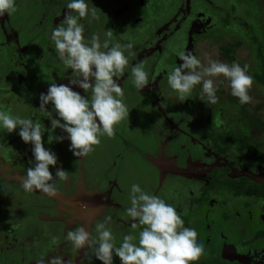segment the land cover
<instances>
[{"label": "flooded vegetation", "instance_id": "flooded-vegetation-1", "mask_svg": "<svg viewBox=\"0 0 264 264\" xmlns=\"http://www.w3.org/2000/svg\"><path fill=\"white\" fill-rule=\"evenodd\" d=\"M65 2L66 0H15V11L0 17V50L3 52L0 56V83L7 84L11 78L9 70L13 76H17L18 80L14 78L10 84L17 85V90L11 92L13 96L19 93L38 100L39 94L46 92L49 83L67 84L70 79L67 73H72L71 69L64 70L61 67L62 63L49 40L51 29L63 22ZM86 2L95 10L96 18L90 20L86 16L78 21L84 25L85 31L82 35L85 39L88 34L95 35L101 45L106 42L108 47L117 44L121 46L128 62L118 80L125 95L123 99H143L146 106L143 113L151 112L153 116L156 113L158 117L156 120L155 117H147V127L151 128L149 134L156 141L155 152L161 158L159 169L167 171L176 183L171 194L166 193L163 199L174 207L183 221V227L195 229L197 243L203 246L200 255L202 264L215 261L223 264H264V163L251 161L250 152L238 140L250 132L249 126L246 121H242L246 133L240 136L231 133L216 135L219 139L220 136L232 138L229 140V147H225L224 151L218 149L221 145L214 139L216 136L210 137V148L204 147L202 143L197 145L192 136L201 137L203 140L204 135H207L205 130L210 129L211 121L207 122L205 118L203 120L207 113L200 108L203 103L200 85L193 87L197 88L196 91H191L189 98L183 102L178 100L176 92L167 85L168 72L173 67H178L181 62L174 52L175 47L174 50L170 47V44L175 43L169 30L172 24L182 35L180 53H188L198 58L208 43L217 47L218 53V45L222 41L219 33L224 25L219 18L220 11L205 0H189L190 10L181 7L179 16L172 20L174 23L169 21V25H165L160 22L161 14L156 10H160V4L162 8L168 5L166 10L170 14L171 7L173 10L176 4L179 5V0ZM212 4L220 7L216 0H212ZM42 39L45 40L44 43L40 41ZM129 43L132 44L130 49L126 47ZM36 44L37 50L34 49ZM100 50L105 49L102 47ZM146 53L148 55L143 56ZM23 56L31 59L30 65L26 67V74L20 73L16 63L17 60L24 59ZM135 66H142L147 73V85L141 90L136 89L132 83L131 68ZM156 82L161 83L157 90ZM220 87L222 85L216 86V91ZM74 90L77 91L75 88ZM81 92L85 93L82 90ZM0 93L3 97L7 92ZM128 94L141 98H126ZM150 96L153 101L155 98L157 101L148 103ZM30 98H9L6 112L16 116L13 114L16 112L13 105H32L30 109L34 115L33 122L39 123L45 130L41 138L43 146L57 155L56 165L49 166L55 191L49 194L38 189H23V177L32 164L26 160L25 154L19 155L18 152L31 145L20 140L16 149L17 143H11L12 137L6 139L7 134L16 135V131L6 133L0 130V211L2 214L7 212L12 218L22 216L23 222L27 221L28 224L25 227L19 226L13 233L9 232L10 229L0 232V264H55L57 260L60 264H100L95 260L91 248H74L66 238L67 232L83 226L90 233V239L95 240L97 221L106 214V217H110V227L115 232L112 242L119 246L118 243L122 242L125 235H131L132 242L135 243L144 226L138 225L133 229L132 221L127 217L126 209L130 206L126 198L113 192L101 193L90 188L88 190L83 185L80 187V183L85 182L77 164L82 162L81 157L73 156L68 150L66 133L59 128H49V121L38 103L35 105ZM203 104L206 105V101ZM220 106L227 111L229 119L240 118L237 111L229 114L235 107L230 108L228 101L224 107L221 104ZM213 108L214 104L209 107L212 115ZM173 112L180 125L182 124L181 127L169 117ZM185 113L192 114L191 125H188L190 115L185 116ZM224 117L226 118L225 114ZM156 121L166 125L162 137L158 136L161 126ZM199 122L203 125L199 126ZM185 133L189 135L187 140L182 138L187 136ZM56 135L64 136L65 139L56 141L54 145ZM171 139L173 143L188 141L191 145L181 144L178 155L174 153L176 148L173 145L169 152L168 142ZM232 142L237 144L233 145ZM55 168L64 170L66 179L56 178ZM243 182H246L244 188ZM22 194L26 195L30 206L18 204ZM95 197L99 200L104 198V201L98 202ZM106 199L110 201L107 203ZM98 206L103 208V213L99 215L96 210ZM211 230H216L215 234ZM216 238L218 244L214 242ZM113 261L114 264H119L115 256Z\"/></svg>", "mask_w": 264, "mask_h": 264}, {"label": "clouds", "instance_id": "clouds-1", "mask_svg": "<svg viewBox=\"0 0 264 264\" xmlns=\"http://www.w3.org/2000/svg\"><path fill=\"white\" fill-rule=\"evenodd\" d=\"M64 6L63 22L51 29L49 40L58 60L66 70L71 69L76 78L68 79L67 84L49 83L46 92L39 94L38 107L48 119L49 128H59L66 133L68 150L77 157L89 152L91 146L99 142L100 135L111 137L113 125L129 116V110L119 99L123 93L118 85L128 62L118 44L108 47L105 42L101 45L95 35L89 42L85 41L82 35L84 25L78 21L86 16L90 20L96 18L95 10L86 0H66ZM14 11L15 0H0V17ZM102 47L105 50H100ZM126 47L130 49L132 44ZM179 59V66L167 74V85L176 92L180 102L189 98L193 87L199 84L201 101L215 104L216 88L212 78L220 76L228 81L230 94L240 104L250 101L248 89L252 77L247 74V65L241 67L235 62L229 65L207 58L202 64L197 57L184 53L179 54ZM131 76L136 89L146 87L148 78L142 66L132 67ZM73 86L83 92L90 90V99ZM0 130L6 133L15 130L24 144L31 145L33 163L23 177V189L53 193V174L49 166L56 165L57 155L43 146L41 138L45 130L40 124L0 111ZM63 139L64 136H55L57 142ZM54 175L66 179L65 171L60 168L54 169ZM129 201L131 206L126 212L132 227L144 226L135 243L131 235H125L118 247L113 244L112 233L105 227L110 217L96 224L95 240L90 239V233L83 226L68 231L67 240L74 248H91L100 264H114V256L119 264H190L200 257L203 246L197 243L195 229L183 227V221L172 205L155 195L146 194L135 183L130 186Z\"/></svg>", "mask_w": 264, "mask_h": 264}, {"label": "rangeland", "instance_id": "rangeland-1", "mask_svg": "<svg viewBox=\"0 0 264 264\" xmlns=\"http://www.w3.org/2000/svg\"><path fill=\"white\" fill-rule=\"evenodd\" d=\"M128 1V0H126ZM207 3L211 4L215 9L219 10V18H221V23H228L229 21L233 22L231 23L232 25L237 24L236 26L240 29H250V33L254 34L257 36V18L256 16L258 15L259 17L264 16V0H255L256 1V7L250 6L248 0H216L219 2V6H214L212 4V0H205ZM186 0H179V5L176 4L174 6V9L171 11L170 14L167 13L168 5H164L163 8L161 7V4L159 5L160 10H156L157 13L161 14L160 17V22L165 25H169V21H172L174 17L179 16V9L181 7L187 9L188 11L190 10L188 5V2L186 3ZM215 2V0H213ZM230 2H234L237 6L235 9ZM251 2H254L251 0ZM158 5V4H157ZM157 9V6H155ZM175 10H177L175 12ZM191 12V11H190ZM227 18L229 21L226 22L224 19ZM173 22V21H172ZM174 23V22H173ZM173 26L170 27L169 30L171 34H173L174 37V42L170 44V47L176 52L178 58L180 54V41L182 38V35L179 33L177 30V27L172 24ZM224 25H222L223 27ZM156 34V33H155ZM88 38V39H87ZM87 38L85 39L86 42H89L92 36L88 34ZM222 40V39H221ZM42 43L45 42L44 39L40 40ZM220 42V40L218 41ZM1 49V48H0ZM34 49L37 50V44L34 46ZM241 53L247 54V49L241 48L240 49ZM183 53V52H182ZM3 52L0 50V56H2ZM34 55L36 53H33ZM188 54V53H187ZM202 54V55H201ZM200 55H198V59L201 60L202 64H205L207 62V59H212L216 60L219 62L226 63L225 59L217 53V47H212L210 44H206L204 47L203 52ZM148 53H146L143 56H147ZM5 57V55L3 56ZM24 59L17 60L16 63L19 66L20 73L23 72V74L28 73L26 70V67L30 65L31 59H26L25 56H23ZM29 58V57H28ZM207 58V59H206ZM228 64V63H226ZM61 67L65 69V66L62 64ZM176 67V66H175ZM10 72V73H9ZM8 74L11 78L8 79L7 84H1L0 83V91L7 92L4 94L5 96L1 97L0 96V111H6L8 106V99L12 98V100H20L22 98H30L27 95H19L17 93L16 95H12L11 92H14L17 90L16 86H11L10 84L14 81V78L18 80L17 76H13L11 71L9 70ZM33 73L36 75L35 70L33 69ZM67 77L70 79L76 78L75 75L71 76L72 73H67ZM28 75V74H27ZM214 86L222 85V87L225 90H229L228 88V81L223 78L222 76L212 78ZM18 84V83H17ZM163 84V83H162ZM156 87L155 90H157L158 86L161 85V83L156 82L155 83ZM197 86V85H196ZM199 86V85H198ZM197 86V87H198ZM77 89L78 92H81V89L74 87ZM197 89V88H196ZM193 91V89H192ZM11 93V95H9ZM219 91H215V95L217 98V94ZM2 94V93H0ZM82 95H84L87 98H90V90L85 92L84 94L81 92ZM23 95V96H22ZM220 95V93H219ZM137 96L133 97L132 94H128V97L126 98H136ZM150 96L149 99H147V102L151 104L153 99ZM125 98V95H122L119 97L121 99L122 103L127 107L129 110V116L120 120L116 124L113 125V135L111 137H108L106 135H100L98 137L99 142L95 145L91 146V149L89 152L84 154L81 157L82 162H78V170L80 171L81 175L84 176L85 182L80 183L81 188L82 185L84 188L89 190L93 189L96 191H100L101 193L104 192H113L114 194H118L121 197H124L129 201V190L131 184L135 183L140 186V188L146 193L150 195H155L159 198H164L166 193L171 194L173 191L176 183L174 182V178H172L170 175L167 174V171H164V169L160 170L159 165H160V157H157V154L155 152L154 146L156 145V141H154L153 137L149 134L151 133V128L147 127L148 124V118L150 117H155V120L158 119V117L153 113L149 112L148 114H144V108L146 106L143 103V99H131V100H126L123 99ZM141 98V97H137ZM146 98V97H145ZM31 101L35 102L37 105L38 100L34 98H30ZM34 99V100H33ZM256 94L253 90H251V95H250V102H256ZM157 101V99H154V103ZM12 102V101H11ZM164 103V102H163ZM221 102H216L214 104L213 108V115L210 121V129H207V135H204V138L202 140L201 137L196 138L194 136L193 139L194 143L199 145L202 143L204 147H209L212 145V141L210 137H214L218 134H232L235 136H240L246 133V127L243 126V120H241L238 117H234L233 119H229L228 115L226 114L227 111L221 108L220 106ZM212 106L213 104H208ZM16 108V112L13 114L16 116H20L21 118H29L33 119L34 115L31 113L30 107H32L31 104H25L24 106H20L18 103V106H14ZM22 107V108H21ZM174 110V107H173ZM235 114L236 110L232 109V111H229V114ZM224 114L226 118L224 117ZM185 116L190 115V121L188 120V125H191V115L190 113H185ZM169 116V115H168ZM172 120L176 121V124L181 127L182 124L180 125V121L178 117L175 116L174 112L169 116ZM186 121V120H185ZM151 122V120L149 121ZM156 123L161 126L158 129V136L162 137L164 133V125L165 123L163 122H158ZM183 123V122H182ZM198 125H203L201 122L198 123ZM204 125H207L206 122H204ZM166 126V125H165ZM143 127V128H142ZM189 131L191 129H188ZM187 133V131H186ZM185 133V134H186ZM187 136H182L184 140L189 139V135L186 134ZM11 139V143L14 141L16 142V149L19 147V141L20 138L17 135L13 134H7L6 139ZM228 138V137H226ZM215 140L220 142V147L218 148L220 151H223V148L229 147V141L225 144L222 141V138L220 136V139L216 136L214 137ZM5 141V139L3 140ZM56 143V140L54 141V145ZM170 144L169 147V152L172 151V145L175 146V154H178L180 149H181V144H190V142H175L173 143L172 139L168 142ZM188 144V145H189ZM228 144V145H227ZM233 145L237 144V142H232ZM191 145V144H190ZM198 148V147H197ZM217 148V147H216ZM214 149V147H213ZM230 149H233V147H230ZM207 150V149H206ZM26 151V152H25ZM19 155L25 154L26 160L32 164L31 160V146L29 148L24 149L23 151L18 152ZM179 155V154H178ZM12 156V154H11ZM51 171V169L49 170ZM198 187H201L199 185ZM203 187V186H202ZM83 190V189H82ZM85 192H88L87 190H84ZM19 194V193H18ZM111 195V194H110ZM97 196V195H96ZM19 198V195H18ZM96 198V197H95ZM97 201H104V198L99 200L96 198ZM115 200V199H113ZM112 200V201H113ZM107 203L110 201L109 199H106ZM97 202V204H99ZM104 203V202H103ZM18 204L21 206H30V203L27 202V197L25 194H22L20 198L18 199ZM113 204V203H112ZM129 206L130 201H129ZM105 205V204H104ZM103 205V206H104ZM96 206V205H95ZM103 209V208H102ZM102 209L100 206L96 207L97 214H101ZM107 215L103 214L99 220L97 221L98 223H102L105 220V217ZM24 218L22 216H17L15 218H12L10 214L7 212H2L0 211V232L4 230H9L10 233L16 232V229L19 226H28L27 221L23 222ZM29 223V221H28ZM138 226V224H137ZM106 228L110 229V232L112 233V236H115V232L111 229L110 223H107L105 225ZM134 229V228H133ZM212 234H215L216 230H211L210 231ZM120 241V239H119ZM118 242V241H117ZM214 242L218 244V238L214 239ZM120 244V243H118ZM118 247V245H115Z\"/></svg>", "mask_w": 264, "mask_h": 264}, {"label": "trees", "instance_id": "trees-1", "mask_svg": "<svg viewBox=\"0 0 264 264\" xmlns=\"http://www.w3.org/2000/svg\"><path fill=\"white\" fill-rule=\"evenodd\" d=\"M248 0L249 5L252 7L256 1ZM232 6L236 9L237 6L232 2ZM257 8V7H256ZM257 36L251 34L250 29H240L234 22L227 18L224 20L228 23H224L220 34L222 41L218 45V53L225 59L226 63L231 65L233 62L239 64L241 67L247 65V74L252 77V85L248 89V95L250 97L251 90L256 94V102H248L246 104H240L238 99L230 94V90H224L223 87L219 89L220 95L218 102H221L223 107L228 101L230 108L235 107L240 119L246 121L250 128V132L247 135L238 138L242 145H244L250 152V160L258 163H264V16H256ZM247 49V54L241 53L240 49ZM195 87V86H194ZM194 91L196 89L193 88ZM199 99V98H198ZM206 101V100H205ZM204 103V102H203ZM201 103L200 108L206 110L207 122L211 120L212 113H209V103L206 101V105ZM200 120V118H199ZM224 143H227L232 138L225 136L222 138ZM224 151V148H223ZM246 182H243L245 187ZM200 256L197 260L191 261L190 264H202ZM210 264H223L219 261H215Z\"/></svg>", "mask_w": 264, "mask_h": 264}, {"label": "bare ground", "instance_id": "bare-ground-1", "mask_svg": "<svg viewBox=\"0 0 264 264\" xmlns=\"http://www.w3.org/2000/svg\"><path fill=\"white\" fill-rule=\"evenodd\" d=\"M93 210V209H92Z\"/></svg>", "mask_w": 264, "mask_h": 264}]
</instances>
